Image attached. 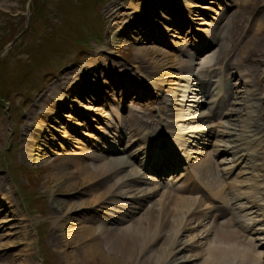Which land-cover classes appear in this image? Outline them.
<instances>
[{
    "label": "rangeland",
    "instance_id": "rangeland-1",
    "mask_svg": "<svg viewBox=\"0 0 264 264\" xmlns=\"http://www.w3.org/2000/svg\"><path fill=\"white\" fill-rule=\"evenodd\" d=\"M141 1L0 0V178L3 181L0 192V196H2L0 197V264H80V262L77 263L71 259V255L78 260L83 259L78 250L79 245L69 239L72 237L69 235L74 233L79 222H83V219H90L91 225L88 226L94 230L95 234L99 233V224H105L119 231L129 226L132 222L130 220L133 218L143 217L142 214L146 207L148 209H150L149 206H152L153 209L159 208L162 195L168 194V191L171 190V188L168 189L169 186L167 188L166 181L162 186L157 184L153 188V183H156L155 179L144 176L140 171L139 163L140 167L144 166L141 162L143 159L141 143L143 142L133 144L132 141H127L128 139L122 137L118 143L119 146H117L113 142L117 143L119 138L117 137L113 141L114 132H110L104 124L113 109L115 121L119 120L120 125L124 126L126 122L122 120V115H118L119 110L124 114V117L126 111L129 110L134 112L141 127L143 126L140 130L143 132L142 137H151L148 129L155 131L158 136L160 134L171 136L170 131L179 133L178 130L181 129L176 127V122L168 115L171 98L169 97L170 93L167 92L174 87L170 85L172 82L182 86H185L186 83L170 75L152 78L150 69H147L148 66L145 70H135L138 58L136 48L138 47L154 46L179 58L186 65L192 63L193 77H190L189 80L195 88L205 84L204 81L210 83H223L224 81L225 84L226 82L233 84L232 98L228 99L231 104L221 111L216 110L222 114L231 111V115L221 116L217 113V117L209 116L199 123L203 125L198 128L199 130L202 128L204 132L209 130L213 133V135H209L208 147L199 153L193 147L183 151L178 150V152L180 154L188 153L190 157L194 156L191 153H198L197 157L190 158V168L208 156L214 163L213 168L218 177L235 168L234 175L228 178L231 181L236 175L234 178L236 182L228 181L226 185L232 187L235 192L245 193L246 197H250L252 201L259 204L260 207L245 215L244 219L248 220L247 224H250V227L257 232L254 233L256 236L253 237L252 242L255 243L257 237L262 238L259 241H264V234H262L264 233V143H259L261 138L264 139V135L257 136L260 139L256 138L259 140L257 142L247 132L250 129L249 125L251 126L253 122L261 124L257 118L260 119L261 114L264 116V0H178L183 2V8L186 9L182 15L175 11L177 20L182 21L183 24H179L182 32L180 35L173 31L174 27L178 25L172 18L170 24L167 16L166 19L148 16L157 22V25L152 23V28L156 33L164 34L161 35L164 43L158 45L150 41H140L145 38L144 36L149 35L138 36L137 30H128L133 33L126 34L123 37V43L110 45L108 48L113 52L104 49L106 52L103 55L104 60L111 61L112 59V62L117 63L118 65H116L121 67L120 70L123 73H119L116 78L111 75L109 77L107 74L101 75L97 79L93 78V82L87 84L88 89L84 87L83 92L85 93H80L78 98L69 95L68 108L59 111L58 116L54 117L50 114V120L44 124L46 125L44 131L32 130L33 141L29 139V147H24L23 132L26 133L25 128L32 129L34 125V119L30 114L31 108L36 105L38 109L43 102H46L47 98H51L52 88L61 90L63 84H60L58 79L62 74L89 65V62L93 60L94 53L106 46L108 35V23L104 14L106 7L117 2L122 14L121 18H123L121 20L125 22L132 19V17L128 18V15H133L135 5L141 8L148 2L146 0L143 5ZM130 2L133 3V7ZM191 2H196L198 9L186 6ZM209 3L212 5H208ZM169 5L175 6L172 0L169 1ZM216 20L226 25L224 35L214 44L207 43V46L203 47L196 57H191L187 46H192L191 49L200 47L201 38H206L209 41L212 34L211 29L217 23H215ZM172 24H175L174 27L171 26ZM196 29L204 30L205 36L200 37L198 33L201 30H199L196 32L197 37L192 39L186 37L187 33L196 31ZM139 31L145 30L142 28ZM257 31L259 32L257 33ZM13 38H16L14 43L4 51ZM202 44L206 45V41L203 40ZM154 58L156 61L161 59L159 54H155ZM191 58L194 62H191ZM246 58H249L250 61L246 62ZM227 63L238 64L240 78L245 81L244 86L239 84L237 77H233L230 81L228 76L223 77L224 72L230 73L226 66ZM203 64L210 66V72H212L210 77L204 75V72H198L199 65ZM111 68L114 69L113 66ZM173 74L180 76L182 71L174 72L171 75ZM182 75L191 76L187 72ZM159 80H164L166 85L158 84L160 91H157L150 82H159ZM140 86H145L149 92H143L144 96L138 97L136 90L139 91ZM207 86L208 84L205 87ZM82 87L83 85L80 86V89ZM216 87L210 85L209 91ZM217 94L218 92L215 96ZM97 95L102 98L98 104L96 103ZM248 95L251 97L254 95V98H249ZM197 98L198 96L193 93L189 95L186 108L192 107L197 110L192 113H184V117L190 118L199 113H208L206 108H208L210 100L201 98L202 106L196 108ZM205 101L207 103L203 106ZM85 105H89L94 110L77 109L79 114H85L86 120L84 121L83 118L75 117L72 110L75 106ZM233 111H238V113L232 114ZM179 114L181 115V112ZM43 116L41 113L39 119H43ZM262 119L264 118L262 117ZM227 122L233 126L229 125L228 129L225 128L224 125ZM77 123L78 126L75 125ZM116 124L118 122H113V125ZM157 124L161 127V133L157 131ZM194 124L196 123H184L183 127L189 128ZM189 130L191 129H186L187 132L181 133V141H183L182 139L190 141L187 136L196 135ZM216 133H230V135L220 137V135L216 136ZM156 137L151 139L154 141L160 139L159 137L156 139ZM201 138L203 139V136ZM151 139L149 141L154 142ZM160 140L162 141V139ZM37 141L41 143H37ZM149 141H145V149L148 147ZM95 143H98V147H102L105 153L98 152ZM81 144L86 146L89 153L94 152L105 160L116 158L123 160L128 165L132 164L133 167L124 168L120 174L118 173L114 179L100 189V192L112 191L111 185L121 182L119 193L122 196L120 199H116L119 203L124 204L126 210L119 209V212L123 211L127 215L132 214L131 217L134 216L132 219L129 215L124 221L118 222L116 219L119 215L116 213L115 218L109 220L107 215L109 210L106 211L99 203L97 205L90 204L93 196L89 195L90 192L85 188V185L77 186L75 178L70 179V183L75 186H70L67 189L68 192L59 186L55 188L56 191L52 190L56 182L49 184L48 176L50 173H56L55 180H58L61 174H66L69 177L76 166L71 162L83 158L78 155L81 153L79 149ZM36 147L38 150L43 149L41 154L34 150ZM165 147L167 146L165 145ZM236 147L239 151L234 155V159L239 162H232L230 161L232 156L230 150L232 148V151H235ZM146 155L145 151V158ZM134 161L137 162V165ZM80 162L89 163L87 158L81 159ZM250 169L253 171H249ZM136 177L142 181L136 184L133 181ZM222 181L224 183V180ZM131 182H133L131 186H134L133 192V189L128 191L124 187ZM174 186L179 188L180 184H174ZM209 189L205 186L206 195L211 194ZM153 191L155 194L150 200L148 199L149 203L144 202L140 209L139 201ZM187 196L198 197L194 193ZM4 198L10 200L11 204L8 205L7 200L3 201ZM58 201L61 202V205L56 204ZM73 203H75L74 208L69 210ZM66 217L68 220L64 222ZM56 229L60 231L59 234L62 233L65 236L67 243L63 244L64 246L60 247L57 241L51 239L52 230L55 232ZM197 230L196 227H193L190 231H180L178 234L177 243L185 244L187 242L188 246H192L188 247L187 251L177 253L175 256L177 259L192 257L190 261H185L186 263L182 264L203 263L206 245H204L205 242H197V238H195ZM118 231H114L115 234H119ZM158 235L157 238L161 237L163 232ZM255 244L259 245L257 242ZM154 247V249H158L159 246ZM103 249L107 253V247L104 244ZM179 249L172 251L176 253ZM163 250V253L167 251V249ZM169 257L170 255L167 256L168 260L162 261L163 264L169 261ZM81 264H115V261L91 258L88 259V262ZM132 264L140 263L135 261ZM175 264L178 263L175 262ZM259 264H264V262L260 261Z\"/></svg>",
    "mask_w": 264,
    "mask_h": 264
},
{
    "label": "bare ground",
    "instance_id": "bare-ground-1",
    "mask_svg": "<svg viewBox=\"0 0 264 264\" xmlns=\"http://www.w3.org/2000/svg\"><path fill=\"white\" fill-rule=\"evenodd\" d=\"M137 1H141V0H137ZM147 1L148 2L146 3V5H144V2H146V0L141 1L145 7L142 6L140 8V6L138 7V5L137 6L135 5L133 8V10L135 11L134 13H132L133 15H128V18L132 17V19L125 22L121 20L123 18H121L122 14L119 11L120 8H118V5L116 4L117 2H115V4H109L106 7L104 11L108 23V31H107L108 35L106 37L107 39L105 44L106 46H104L103 49H100L99 52L97 51L94 53L93 60L89 62V65L84 67L81 66L70 73L68 72L66 74H62L58 79L60 84H63L61 85L62 86L61 90L52 88L51 98H47L46 102H43L41 107L38 106L39 107L38 109L36 108V105H34V107L31 108L30 114L34 119V125L32 129L25 128L26 133L23 132L24 133L23 144L25 148L29 147L28 146L29 139L33 141L32 130L40 129V132H43L45 128L44 126H46L44 125L45 122L47 120L48 121L50 120L49 119L50 114L55 117L58 116L59 111L68 108L67 103H68L69 95H73L75 98H78V96H80L79 94L83 92L84 87L85 88L87 87L88 89L87 84L92 83L93 78L97 79L99 76L106 74L109 77L111 75L116 78V76H118L119 73H123L120 70L121 67L117 66L118 65L117 63H115L114 61L112 62V59L111 61L104 60L103 55L106 52V50L113 52L111 49L108 48L110 45L123 43V37L128 33H133V31H128V30H137L139 32V33L137 32L138 36L149 35V36H144L145 38L140 39V41H150L158 45L163 44L164 39H161V35L164 34L162 32L156 33V31L152 28L153 26L152 23L157 25V22L151 18H148V16H152V17L157 16L159 18L163 17L164 19H166L165 17L167 16L169 18L167 20L170 21V24L173 19L176 22L175 24L178 25L175 27H174L175 24L171 25L174 27L173 31L177 32L178 33V34L176 33L177 35H180V33H182L179 26L183 24L182 21L177 20V16H175V11H178L179 15L184 14L186 9L183 8L182 5L183 2H180L178 0H172L175 6H171L169 5L170 0H147ZM132 5L133 3H131V6ZM208 5H212V3H209ZM186 6H188L189 8L198 9L196 2L195 3L191 2L189 5ZM218 20H216L215 23ZM142 28L145 31L140 32L139 30H141ZM148 28L151 30H149ZM199 30L201 29H196V31H191L187 33L186 37H189L190 39L197 37L196 32H198ZM211 30H212V34L210 36V40L208 41L206 38H205L206 40L204 38L203 39L201 38V43H200L201 45H203L202 44L203 40L206 41V46L207 43L210 45L214 44L216 40L220 39V37L224 35L226 30V25H223L221 22H217L216 24H214V26H212ZM258 32L259 31H257V33ZM198 34L200 37L205 36L204 35L205 31L201 30ZM199 49L200 47L197 46L196 50L199 51ZM136 54H137L136 56H138L137 66L133 65L135 66V70L137 69L145 70V68L148 66L147 69H150V72L152 73L151 75L152 78L155 77L159 78L162 75H170L171 77L179 78V80H183L186 83L185 86H182L179 83L171 81L172 83L170 85L174 87H172L170 91L167 92L170 93L169 97L171 98L169 100L168 115L171 119H173L176 122L175 124L177 128H181L183 130L186 129L196 130L197 127L199 126H193V127L190 126L189 128L186 127L184 128L183 125L184 123H188V122L190 123L201 122L209 116L212 118L214 117L210 109H208L207 114L199 113L198 115L191 116L190 118L184 117V113L186 112L192 113V111L197 110L192 107L190 109L186 108L189 95L193 93V95L198 96L195 102L196 106L194 105L196 108L202 106V103L200 104L201 98H205L207 100L206 98L207 91L205 88H203V84H201V86L197 88H195V86H192L190 84L189 79L190 77H193V73H192L193 65L191 63L194 62L193 58H191V62H190L191 64L186 65V63L181 61L179 58L174 57L170 55L168 52H165L164 50L162 51V49H159L154 46L147 48L138 47L136 48ZM155 54H159L161 59L156 61V59L154 58ZM245 61L249 62L250 59L246 58ZM111 66H113L114 69H112ZM226 66L229 68L230 71V73H228L229 81L233 77H237V81H239V84L244 86L245 81H242V78H240L241 73L239 71L238 64L227 63ZM199 67H200L198 69L199 73L204 72L203 74L206 76L212 73L210 72L209 65L203 64L202 66L199 65ZM177 71H182V74H185V72H187L191 74V76L189 75L188 77H186L182 74L180 76L177 74L171 75L172 73ZM150 84L153 85V87H155L157 91H160V88H158L157 86L158 84L166 85L164 80H159V82L156 81L154 83L150 82ZM81 85H83V87L80 89ZM232 87L233 84H231L230 82L226 84V94L223 104L221 106V110L225 109L227 106L231 104L228 99L232 98V91H231ZM219 89L220 90L218 91V94L216 96L214 95L213 98L211 97L212 99L217 98L218 100V96L221 90H224L222 88ZM143 92L145 93L149 92L145 86L144 87L140 86L139 91L136 90L138 97L144 96ZM181 93L183 94L182 96ZM97 96H98V100L96 103L98 104L99 102L102 101V98L99 95ZM252 97L249 96V98ZM213 102L214 100H212V104ZM88 106L89 105L79 106V107L75 106V108H73L72 110L75 117L79 119L83 118V120L85 121L86 120L85 114L84 115L79 114L77 109L78 108L80 110L83 109V111L94 110V108H91L90 106L88 108ZM98 107L96 108V110L98 109ZM210 108L212 109L213 107L211 106ZM112 110H111V114H109L104 124L110 132H114L113 141L116 140L117 135L119 136V134L123 135L128 140L131 139L132 137L133 140H135V138L139 139L138 136H140L141 138L140 135L141 129L139 128H143V126L142 127L140 126V123L138 122L137 116H135L134 112L129 110L126 111V116L123 117V120L124 122H126V124L124 126H121L119 120L115 121L114 118L115 115L114 113H112ZM179 112H181V115L179 114ZM230 112L227 111L225 112V114L224 113L222 114V112L220 113L218 112V113L219 115L222 116L227 114L231 115ZM41 113H43L44 115L43 119H39ZM235 113L237 114L238 111L232 112V114ZM262 117L264 118V116L261 114L260 119L259 117L257 118V121H259L261 124L259 123L255 124L253 122L251 126L249 125L250 129L248 128L249 130L247 132L250 134L253 140L258 138L259 136L264 135V119H262ZM66 118L69 117L66 116ZM113 122H118V124L113 125ZM227 124L224 125L225 128L227 129L229 128V125L231 127L233 126L228 122ZM75 125L78 126V123ZM148 130L152 131L151 129ZM210 134L213 135L212 132H210ZM215 135L216 136L220 135V137H222V135H230V133H220V134L216 133ZM258 139H256L257 142H259L260 140ZM262 140L264 139L261 138V141L259 143H264V141ZM151 141H154V139L153 140L151 139ZM38 142L41 143L40 141H37V143ZM95 144H96L95 146L98 149V152L105 153L103 152L104 149L102 147L100 146L98 147V143ZM164 144L165 143H163L160 139H158L157 141L155 140L154 142H150V141L148 142V147L145 149V151L147 152L146 155L147 160H145L146 161L145 163L147 164L148 167L156 169L158 171H162L164 169L172 167V164H174L177 157L176 155H174L169 145L165 144L167 146L165 147ZM220 144H222V142ZM222 146L225 147V145L223 144ZM79 149L81 150L80 151L81 153H79L78 155L83 156V158L81 159L87 158L89 163L86 164L85 162L84 163L80 162L81 159H76L74 160V162L72 161L71 163L72 164L74 163V165H76L74 172H72L69 177L66 174H61L58 177L59 178L58 180H55L56 173L54 174L50 173V175L48 176L49 184H52L54 181L56 182L53 185L52 190L56 191L55 188L57 186L62 188V190L69 189L70 186L73 185L72 183H70V179L75 178L76 180L75 184H77V186L85 185V188H87L90 192L89 195L91 194L93 196L92 200H90L89 202L90 204L97 205L99 203L100 206H103L104 209H106V211L109 210L107 212L109 220L114 219L115 218L114 215L117 213L119 217L116 220L118 222L124 221L129 217L130 214L127 215L126 213H123V211L126 210L123 206L124 204L119 203L116 199V198L120 199L122 196L119 193L121 182L115 184L113 183L111 185L112 191L100 192V189L103 188V186L106 185L109 181L114 179L118 175V173L120 174V172H122L124 168L129 166L133 167L131 166L132 164L128 165L127 163L123 162V160L116 158L105 160L103 159V157H101L100 155L94 152L89 153L87 151L86 146L84 147L83 144H81ZM34 150L40 154L43 151L42 148L41 150H38L37 147L34 148ZM232 150L233 149L231 148L230 150V153L232 155L231 159L234 160L235 158L234 155L239 150L238 147L234 148L235 151ZM224 154L226 155L227 153ZM231 159L230 161H232ZM213 165L214 163L212 162L211 159H209L208 156L199 164L197 163L194 167V169L197 172L196 175L198 177V178L196 177V179L198 180L201 179V181L203 180L204 185L207 188H210L209 189V191L211 192L210 198L217 200L220 203V206L224 207L226 212L225 215H223L220 212L219 207L215 205H212L210 209L208 207H204L203 209H200L201 203L199 199L184 196L185 194L189 195L191 192H193L192 186L183 187L179 189L178 188L174 189L175 187L171 186V190H169L170 192L168 191V194L166 195L164 194L165 196L162 195L159 208L153 209L152 206H149L150 209H148V207H146L144 209V213L142 214L143 217H140L138 219L137 218L134 219L133 218L134 216L131 217L132 215L131 214L130 219L133 218L132 220H130L132 221L131 224L119 231L115 230L116 228H110L105 224H99L100 227L99 233L95 234L94 230H91L90 226H88L91 223V220L83 219V222H79L74 233L69 235V237L72 236L69 239L73 243L75 244L77 243L79 245L78 250L81 252L83 259L78 260L73 255H71V259L75 260L77 263L80 262V264L83 262H88V259L90 260L91 258H97L100 260L110 259V262L115 261V264H132L135 261H139L140 264H163L162 261L164 259H167V256L170 255L169 261H167V263L165 262V264H175V262L178 264H182L185 261H190V258L192 257L177 259L175 256H177V253H180L182 251H187L188 247L190 248L192 246H188L187 242L185 244H181V242L177 243L178 234L180 231L186 232L192 230L193 227L194 228L196 227V229H198L195 235V238H197V242L198 243L205 242L204 245H206V249L204 251L205 252L204 260L202 264H259L260 260L263 258L264 252H259L258 249H260L263 243L262 244L259 243V245H256L255 244L256 242L255 243L252 242L254 233L257 232L255 229L249 228L250 224H247L249 222H247L248 220H245L244 217L245 215H248L250 212H252L255 208H259L260 206L258 203L252 201L250 197H246L245 193L235 192L232 187L226 185L228 183L227 179H229L226 177L227 175H229V173L224 172L220 177H218V174L217 172H215ZM234 178H236V175L229 182L235 183L236 181ZM165 180L166 179L164 178L163 181L159 183V185L162 186ZM222 180H224V183ZM133 181L137 184L140 183L142 180L140 181L139 177H136L134 178ZM46 183L48 184V181H46ZM131 184H133V182H131L128 185H124V187L128 191H130L134 187V186L132 187ZM74 186L75 185H73V187ZM2 187H3V181L0 178V192L2 190ZM133 191L134 189L132 190V192ZM154 194L155 191L150 192L144 198H142V200H140L138 203L140 205L139 208L141 206L143 207L144 202L149 203L150 198L153 197ZM244 199L246 201H242ZM5 200H7L8 205L11 204L10 200L8 201V199L4 198L3 201ZM56 204L61 205V202L58 201ZM72 205L73 206L69 207V210L74 208L75 203H73ZM142 207L140 209H142ZM215 208H217V210ZM119 209L123 211L119 212ZM67 220L68 218L66 217L65 220L63 221L66 222ZM191 225H193V227L190 228ZM114 231H118L119 234H115ZM53 232L54 231L52 230V235H51L52 241H57L60 247L64 246L63 244L67 243L64 234L62 233L59 234L58 232L60 231L57 229L55 230L54 233ZM161 232H163V235L157 238L159 236L158 233ZM257 239H262V238L258 237ZM103 244L107 247V253L103 249ZM157 245L159 247L158 249L156 248L157 249L156 250L154 249L155 248L154 246ZM163 249H167V251L163 253L164 252ZM175 249H179V251H177L176 253L175 251H172Z\"/></svg>",
    "mask_w": 264,
    "mask_h": 264
},
{
    "label": "water",
    "instance_id": "water-1",
    "mask_svg": "<svg viewBox=\"0 0 264 264\" xmlns=\"http://www.w3.org/2000/svg\"><path fill=\"white\" fill-rule=\"evenodd\" d=\"M15 39H16V38H13V39H12V41L8 44V46L4 49V51L7 50L8 47L14 43Z\"/></svg>",
    "mask_w": 264,
    "mask_h": 264
}]
</instances>
